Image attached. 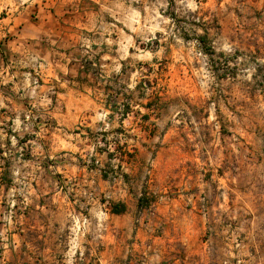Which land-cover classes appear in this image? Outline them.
I'll return each mask as SVG.
<instances>
[{
    "label": "rangeland",
    "instance_id": "374dc122",
    "mask_svg": "<svg viewBox=\"0 0 264 264\" xmlns=\"http://www.w3.org/2000/svg\"><path fill=\"white\" fill-rule=\"evenodd\" d=\"M53 11L47 6L42 18ZM86 11L107 18L113 37L120 33L118 55L124 59L117 82L129 116L123 129L105 126L89 139L110 155L108 165L99 155L91 160L89 149L80 158L117 187L144 132L151 130L158 147L144 179L153 182L156 170L163 190L144 184L138 214L155 228L156 239L128 246L126 263L264 264V0H72V18H84ZM145 112L148 122L141 117ZM15 121L0 125L4 157L18 144L14 132L6 135ZM69 154L61 159L77 162ZM19 170L14 168L7 193L0 180V238L10 210L21 206L36 181L34 171ZM108 198L113 206L116 199ZM111 224L95 226L100 230L92 235L105 233L111 240ZM74 244L72 255L57 264H105L97 261V245L88 261ZM5 260L0 239V264Z\"/></svg>",
    "mask_w": 264,
    "mask_h": 264
},
{
    "label": "crops",
    "instance_id": "0c3cea01",
    "mask_svg": "<svg viewBox=\"0 0 264 264\" xmlns=\"http://www.w3.org/2000/svg\"><path fill=\"white\" fill-rule=\"evenodd\" d=\"M49 5L54 8L52 17L42 18ZM85 14L72 18V0H0V125L7 127L18 119L6 131L8 136L14 132L17 147L8 157L0 147V180L5 179L6 193L15 178L14 168L34 171L36 180L1 228L5 264H57L62 256L72 255L73 242L75 253L83 248L88 261L97 245L100 263L127 264L128 246L156 239L155 228L138 217L144 210L139 205L147 192L144 184L152 192L163 190L158 189L156 170L153 182L144 179L158 152L151 130L133 148L117 187L80 158L89 149L91 160L99 155L108 165L110 155L104 156L89 139L105 126L111 131L123 129L129 116L117 82L119 59H124L118 55L120 33L116 30L115 40L107 18ZM33 73L40 78L33 79ZM141 117L150 120L149 112ZM62 153H70L77 162L65 163ZM51 167L55 170L50 173ZM106 197L116 199L112 204L122 211L112 212ZM10 201L13 205L14 199ZM158 213L160 219L161 209ZM109 222L115 237L92 235L100 230L95 226Z\"/></svg>",
    "mask_w": 264,
    "mask_h": 264
},
{
    "label": "trees",
    "instance_id": "16d2710c",
    "mask_svg": "<svg viewBox=\"0 0 264 264\" xmlns=\"http://www.w3.org/2000/svg\"><path fill=\"white\" fill-rule=\"evenodd\" d=\"M142 199H143V198H140V199H139V205H140V206L142 205V203H141V202H142ZM111 211L114 212V213H119V212L122 211V210L116 208L115 205H114V206H111Z\"/></svg>",
    "mask_w": 264,
    "mask_h": 264
}]
</instances>
